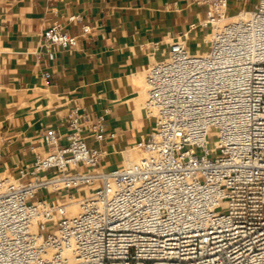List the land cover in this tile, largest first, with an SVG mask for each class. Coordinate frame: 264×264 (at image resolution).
Listing matches in <instances>:
<instances>
[{
  "label": "built area",
  "instance_id": "obj_1",
  "mask_svg": "<svg viewBox=\"0 0 264 264\" xmlns=\"http://www.w3.org/2000/svg\"><path fill=\"white\" fill-rule=\"evenodd\" d=\"M193 2L207 47L181 35L147 68L141 159L104 169L95 144L117 133L74 106L30 164L0 163V264H264V0L231 20L229 0ZM78 42L58 25L42 33L51 60Z\"/></svg>",
  "mask_w": 264,
  "mask_h": 264
},
{
  "label": "crops",
  "instance_id": "obj_2",
  "mask_svg": "<svg viewBox=\"0 0 264 264\" xmlns=\"http://www.w3.org/2000/svg\"><path fill=\"white\" fill-rule=\"evenodd\" d=\"M256 1L229 0V15ZM206 18V6L193 0H0L2 167L15 172L30 164L43 131L66 133V119L78 106L103 116L107 130L117 133L95 144L109 152L102 167L115 168L152 126L143 109L146 69L181 35L192 51L205 49ZM54 25L79 42L74 49L57 48L51 60L42 33ZM84 26L89 33L82 34Z\"/></svg>",
  "mask_w": 264,
  "mask_h": 264
},
{
  "label": "bare ground",
  "instance_id": "obj_3",
  "mask_svg": "<svg viewBox=\"0 0 264 264\" xmlns=\"http://www.w3.org/2000/svg\"><path fill=\"white\" fill-rule=\"evenodd\" d=\"M235 17V15H232V16H229L228 18H227V20H231V19H233ZM145 77V76H144ZM146 93V92H145ZM146 96H147V94H146ZM134 150H137V149H133L132 148V150H129V151H125L124 153H123V157H124V159H125V161H127L128 159H130V160H139V159H141L142 157H143V154L142 153H139V154H137V152H135ZM100 185V183H97L95 186H91V187H84V188H82V194L83 195H91V194H93L94 193V191L96 190V188L98 187ZM59 203H61V202H63V201H61V200H59L58 201ZM54 204H58L57 203V201H55L54 202ZM70 210H71V212L72 213H76L77 211H78V208H77V206H72L71 208H70Z\"/></svg>",
  "mask_w": 264,
  "mask_h": 264
},
{
  "label": "rangeland",
  "instance_id": "obj_4",
  "mask_svg": "<svg viewBox=\"0 0 264 264\" xmlns=\"http://www.w3.org/2000/svg\"><path fill=\"white\" fill-rule=\"evenodd\" d=\"M147 70V69H146ZM146 75V71H145V73H144V76ZM143 82H144V85H145V77H144V80H143ZM146 100V94H144L143 95V103H144V101ZM215 140H216V137L214 136V135H211L210 137H209V144H210V146L211 147H213L214 146V142H215ZM135 152H137V154H139V153H142V152H140V151H138V150H134ZM139 152V153H138ZM117 161H115V165H117ZM57 203H59L58 201H57Z\"/></svg>",
  "mask_w": 264,
  "mask_h": 264
}]
</instances>
